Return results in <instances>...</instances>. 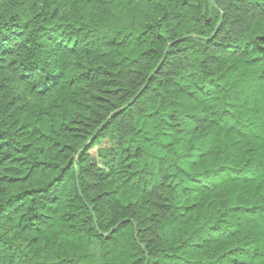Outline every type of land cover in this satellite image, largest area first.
Returning a JSON list of instances; mask_svg holds the SVG:
<instances>
[{
	"label": "trees",
	"instance_id": "obj_1",
	"mask_svg": "<svg viewBox=\"0 0 264 264\" xmlns=\"http://www.w3.org/2000/svg\"><path fill=\"white\" fill-rule=\"evenodd\" d=\"M0 264H264V0H0Z\"/></svg>",
	"mask_w": 264,
	"mask_h": 264
},
{
	"label": "rangeland",
	"instance_id": "obj_2",
	"mask_svg": "<svg viewBox=\"0 0 264 264\" xmlns=\"http://www.w3.org/2000/svg\"><path fill=\"white\" fill-rule=\"evenodd\" d=\"M104 146H109V143H107V142H104V144H103ZM93 153H96V150H94L93 151Z\"/></svg>",
	"mask_w": 264,
	"mask_h": 264
},
{
	"label": "water",
	"instance_id": "obj_3",
	"mask_svg": "<svg viewBox=\"0 0 264 264\" xmlns=\"http://www.w3.org/2000/svg\"><path fill=\"white\" fill-rule=\"evenodd\" d=\"M116 229H117V228L113 229V230L111 231V233L114 232Z\"/></svg>",
	"mask_w": 264,
	"mask_h": 264
}]
</instances>
